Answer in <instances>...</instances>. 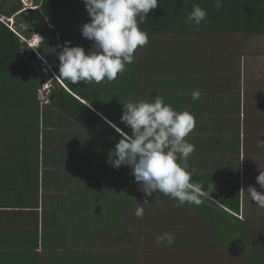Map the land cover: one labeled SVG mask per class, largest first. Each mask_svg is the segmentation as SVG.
Here are the masks:
<instances>
[{
	"label": "crops",
	"instance_id": "crops-1",
	"mask_svg": "<svg viewBox=\"0 0 264 264\" xmlns=\"http://www.w3.org/2000/svg\"><path fill=\"white\" fill-rule=\"evenodd\" d=\"M15 2L6 0L0 13L5 15ZM172 35L181 37L174 52L151 41L148 46L154 49L135 59L131 70L115 83L100 85L103 109L107 107L101 100H110L112 94L120 106L161 97L177 112L192 115L222 110V98L228 111L237 108L234 95L218 88L223 76L212 77L216 58L207 62L203 52L194 50L199 45L192 43L193 35ZM38 86L35 68L0 70V264H96V219L101 210L91 175L96 172L95 154L102 149L75 120L54 107L50 97L42 104ZM197 90L201 97L193 101ZM244 102V111L250 114L247 97ZM193 137L188 136L191 144ZM235 170L239 174L240 167ZM257 188L264 193L260 185ZM126 211L127 207L120 233Z\"/></svg>",
	"mask_w": 264,
	"mask_h": 264
},
{
	"label": "trees",
	"instance_id": "trees-1",
	"mask_svg": "<svg viewBox=\"0 0 264 264\" xmlns=\"http://www.w3.org/2000/svg\"><path fill=\"white\" fill-rule=\"evenodd\" d=\"M5 1L0 0V11ZM15 1L6 13L7 16L21 9L20 1ZM37 1H41L40 10L54 27L61 46L70 41V46H81L85 53L96 49L94 42L83 38L80 31L81 26L90 20L82 0ZM193 4H198L207 10L206 20L198 29L187 21L188 15L193 10ZM24 15V18L20 17V21L26 25L24 32L29 33L38 25L33 17ZM16 18L19 20V16ZM140 28L148 35H235L242 36L243 43H245L248 39L258 37V35L264 36V0H223V7L219 11L214 7V0H159L157 8L148 14V22L141 24ZM43 29V27L39 28L40 31L45 30ZM0 47L5 49L4 53H0V70L36 69L33 58L31 60L28 53H24L23 42L2 23H0ZM244 47L246 48V44ZM96 50L100 51L98 48ZM225 65H228V73L231 74L232 64L228 62ZM126 67L127 70L123 74H118L117 79L110 82H117L133 66L128 64ZM54 71L59 76V69ZM60 80L65 88L55 81L51 89L50 102L54 107L68 114L82 129H85L97 147L102 146V150L111 153L116 143L122 138L111 124H117L116 126L122 132L131 135L129 127L102 113L100 96L94 90L95 84L86 85L83 82L72 84L63 79ZM105 85L107 84L102 82L101 86ZM257 90L258 93H262L259 95V100L255 93L252 95L259 103H264V90ZM234 110L237 111V108ZM99 112L102 116L98 114ZM218 112L219 114L210 117L202 113L194 115L196 121L198 117H202L209 122V127L204 130L205 133L211 132L210 130L215 131L217 128L222 131L226 123L231 120L223 109ZM102 117L108 119L111 124ZM240 126L239 120V131ZM198 127L199 124H196L191 132L192 137L199 133ZM186 140L189 142L188 137ZM194 146L197 147L198 144ZM216 162L209 161L207 169L212 168ZM188 164L189 171L195 169L191 182L202 186L209 195L199 206L187 203L181 206L190 211L191 219L196 223L190 226V228L195 227L191 233L185 228H181L180 232L176 233L172 231L154 232L153 236L151 235L143 243L146 247H151V244L156 247L152 260L162 263L170 259L177 261L178 264H264V208L256 205V202L251 200L246 193L249 187L247 181L242 183L238 173L230 175V178L206 171L201 173L196 159L188 158ZM227 165L229 167V164ZM91 177L95 179V175ZM95 187L97 209L101 210L96 219L95 245L97 248L99 243L110 242L114 239L118 243V238L123 237L119 232L123 225L121 215L125 207L129 208L125 205V200H121L120 205L116 199L110 198L109 201V195L102 194L104 188L97 187V185ZM101 188H103L102 191ZM154 193L152 196L156 195ZM242 193H244V198ZM160 194L178 205L177 200ZM105 196L108 197V204L102 208L100 203L106 200ZM149 198L152 204L153 200ZM239 214H244L245 217L240 218ZM189 221L191 222L190 218ZM200 230H202L201 234ZM165 232L175 237V243L171 247L166 243L157 244L156 242V237ZM196 237H205L210 247L201 251L193 249ZM98 258L96 252V259ZM123 261H126L125 256L114 253L110 255L107 264H124ZM96 264H104V262L97 260Z\"/></svg>",
	"mask_w": 264,
	"mask_h": 264
},
{
	"label": "rangeland",
	"instance_id": "rangeland-1",
	"mask_svg": "<svg viewBox=\"0 0 264 264\" xmlns=\"http://www.w3.org/2000/svg\"><path fill=\"white\" fill-rule=\"evenodd\" d=\"M24 14L32 17L31 13L25 12L19 16V20L16 17L13 19L15 21V26L21 31L26 28V25L20 21V17H25ZM29 34L25 33L24 35L27 36ZM148 36V44L143 48L138 47L134 54L135 59L143 58L142 54L154 49V47L148 46L151 41H153L152 43L160 44L167 52H174L178 41L181 39V37H175L172 34ZM183 37L187 38L186 36ZM191 38H196L192 40V43L199 45L193 49L203 52L207 58V62L216 58V65L211 69L212 77L220 76L222 78L223 76L221 82L218 83V88L222 89V93L224 91L234 95L232 104L237 107V111H228L222 98V109L224 113H229V117L231 118L222 131L220 128H217L215 131L210 130L211 132L205 133L204 130L209 127V122L202 117H198L199 119H197L196 124H199V133H196L193 137L194 145L198 144V146L195 147V151L190 156H193V159L198 161V165L202 168L200 169L201 173L206 171L207 173L210 172L230 178L232 170H234L233 174H235V169L239 166L240 178L247 181L248 186L256 187L257 191L263 192L257 188L259 184L255 179L260 172H264V145L260 143V140L264 141V103H259V95L262 93H258L257 90H264V36L250 38L248 42L245 43H243L242 36L235 35H194L191 36L190 39ZM26 42L27 44L24 43V48L29 52L28 55L31 59L34 56L33 61L36 65V69L42 66L45 67L48 73H45L47 75H40L39 71L35 69L39 86L44 80L47 82L48 79L47 83L49 85L48 89L46 88V97L49 98L52 89L49 87L54 86V84H51L53 80L51 77L52 72L50 71L51 67L47 61L46 64H48V67L44 65L45 63H42L44 62L43 59H41L43 61L40 62V55L38 54L40 46H34L36 45L34 43L32 45L31 41ZM175 42L177 44H175ZM244 44H246V48ZM96 49H93L90 53L99 54L100 51ZM228 62L232 64L233 70L231 71V77H228V65L224 66V64ZM101 84L102 83L95 84L94 90L97 93L101 92ZM253 93H255L258 100L252 95ZM209 94H211L210 90ZM108 96L111 101L109 99L101 100L105 102L107 107V109H103L102 113L105 116L109 115V117L117 119L120 123L125 124L121 122L123 106H120L117 101H113V94ZM245 97H247L249 101V106H247V108L250 114L247 115L244 111ZM240 105L242 108L241 111ZM108 109H110V112ZM102 113L99 112L100 115H102ZM252 113L255 115H252ZM217 114H219L217 111L205 113L208 117ZM239 120L241 124L240 131L238 129ZM226 129L228 130L225 131ZM99 147L102 148V146H98L97 148ZM239 149L241 153L237 155ZM217 156L219 158L217 163L212 168L207 169L210 158H215ZM95 157L96 160L93 170L96 171L94 182L97 187L102 186L104 188L102 194L109 195V201L110 198H112V200L116 199L117 203L119 202L120 205L121 200H125V205H128L129 208L124 212L127 222L124 231L121 232L123 237L118 238V243H116L114 239L110 242L97 244V254L99 257L97 260H103L104 264H107L110 255L116 253L125 256L126 261H123L124 264H178L177 261L170 259L162 263L154 262L152 260V254L155 253L156 247L152 244L151 247H146L143 243H145L151 235L153 236L154 232L172 231L176 233L177 231L180 232L179 230H181V228H185L187 232L191 233L195 227L190 228V226L196 225V223L191 219L192 216L190 211L162 197L160 193H154L156 194L154 196H147L146 193L141 190V186L135 181L134 176L131 174L132 170L130 167L121 166L117 169L110 165L108 162L110 158L109 152L101 150L99 153L97 151ZM99 160L103 163H100ZM227 164H229V167ZM149 197L153 200L152 204L150 203ZM242 197L244 198V194ZM105 198L106 200L100 203L102 208H105L108 204V197L105 196ZM145 199H147L148 203L144 202ZM137 207H142L144 209L143 218H138L135 215ZM238 216L240 218L245 217L244 214H239ZM201 231L202 230H200V234ZM193 243L195 244L193 249L198 251L210 247L205 237H196Z\"/></svg>",
	"mask_w": 264,
	"mask_h": 264
},
{
	"label": "clouds",
	"instance_id": "clouds-1",
	"mask_svg": "<svg viewBox=\"0 0 264 264\" xmlns=\"http://www.w3.org/2000/svg\"><path fill=\"white\" fill-rule=\"evenodd\" d=\"M82 2L90 17L89 22L80 28L82 37L93 41L94 46L100 49V53L86 54L83 47L70 46V41L60 46L59 76L54 71L56 69L47 63L52 68L51 77L63 87L60 79L72 84L83 82L89 85L110 82L117 79L118 74H123L127 70L126 66L134 63V54L138 47L143 48L149 42L148 33L142 30L140 25L148 22V14L157 8L159 0H82ZM214 7L219 11L223 7V0H214ZM192 9L187 21L198 29L206 20L207 10L198 4H193ZM39 28L42 27H36ZM29 33L27 35L29 41L36 44L35 46H40L39 53L36 52L40 55V59L37 58L41 62L42 58L46 59L41 53L42 47L46 44L45 37L34 36L32 30ZM24 53L29 52L24 48ZM200 97L201 93L198 90L192 93L193 101L199 100ZM121 122L131 129V135L109 122L122 137L110 153L108 162L113 168L130 167L135 181L147 196L159 192L177 200L179 206L186 203L199 206L204 203L209 193L202 186L191 182L195 169L188 170V158L195 151V146L189 143L186 137L196 127L194 115L188 111L177 112L166 104L163 98L157 97L154 102L123 104ZM260 143L264 145V141L260 140ZM256 180L260 187L264 188V172H260ZM246 193L256 205L264 208V193L257 191L253 186H249ZM144 202L148 203L147 199ZM135 215L143 218L144 209L137 207ZM156 242L166 243L171 247L175 243V237L165 232L156 237Z\"/></svg>",
	"mask_w": 264,
	"mask_h": 264
},
{
	"label": "built area",
	"instance_id": "built-area-1",
	"mask_svg": "<svg viewBox=\"0 0 264 264\" xmlns=\"http://www.w3.org/2000/svg\"><path fill=\"white\" fill-rule=\"evenodd\" d=\"M20 3L22 5V8L17 13L13 14L11 17H7V16L0 13V23H3L21 41L26 42V41H29V38L26 35H24L25 34L24 30L26 28H24V30H22V31L20 29H18L15 26V21L13 19H14L15 15L19 14L20 12L25 13V12H28V10L39 9L41 1L37 2L36 0H20ZM31 30L35 34L34 36L39 35L38 37H41V33L39 31H36V27L31 29ZM42 59L44 60V62H42V63H46V59L45 58H42ZM47 67H48V65H47ZM37 71H39L40 75H46L45 73H47L45 67H42V66L38 67ZM47 82L44 80L43 83L40 84V86L37 89L38 99L42 104L49 102V98L46 97V92H47L48 85H49ZM49 88H51V86Z\"/></svg>",
	"mask_w": 264,
	"mask_h": 264
},
{
	"label": "water",
	"instance_id": "water-1",
	"mask_svg": "<svg viewBox=\"0 0 264 264\" xmlns=\"http://www.w3.org/2000/svg\"><path fill=\"white\" fill-rule=\"evenodd\" d=\"M28 13L32 14L33 19L36 21L39 27H45L44 31H41V35L45 37L46 44L42 47L41 53L45 55L47 62L54 69H59V59L58 55L61 51L59 47V38L57 33L54 31V27L47 21L41 10H28ZM39 31V29H36ZM50 49H55V51H50Z\"/></svg>",
	"mask_w": 264,
	"mask_h": 264
},
{
	"label": "bare ground",
	"instance_id": "bare-ground-1",
	"mask_svg": "<svg viewBox=\"0 0 264 264\" xmlns=\"http://www.w3.org/2000/svg\"><path fill=\"white\" fill-rule=\"evenodd\" d=\"M32 45H33V43H32ZM32 45H31V46H32ZM34 46H35V45H34Z\"/></svg>",
	"mask_w": 264,
	"mask_h": 264
},
{
	"label": "flooded vegetation",
	"instance_id": "flooded-vegetation-1",
	"mask_svg": "<svg viewBox=\"0 0 264 264\" xmlns=\"http://www.w3.org/2000/svg\"><path fill=\"white\" fill-rule=\"evenodd\" d=\"M44 29H45V28H44ZM44 29H43V30H44Z\"/></svg>",
	"mask_w": 264,
	"mask_h": 264
}]
</instances>
